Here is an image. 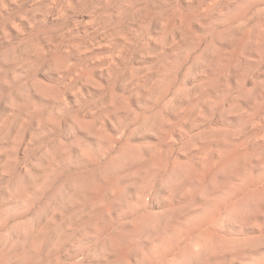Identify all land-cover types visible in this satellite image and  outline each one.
Returning a JSON list of instances; mask_svg holds the SVG:
<instances>
[{
	"label": "rangeland",
	"instance_id": "rangeland-1",
	"mask_svg": "<svg viewBox=\"0 0 264 264\" xmlns=\"http://www.w3.org/2000/svg\"><path fill=\"white\" fill-rule=\"evenodd\" d=\"M0 264H264V0H0Z\"/></svg>",
	"mask_w": 264,
	"mask_h": 264
}]
</instances>
